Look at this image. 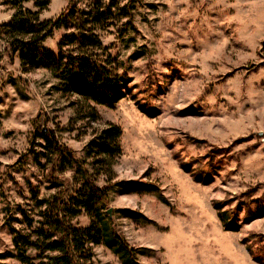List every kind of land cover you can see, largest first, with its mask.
<instances>
[{
  "label": "rangeland",
  "instance_id": "1",
  "mask_svg": "<svg viewBox=\"0 0 264 264\" xmlns=\"http://www.w3.org/2000/svg\"><path fill=\"white\" fill-rule=\"evenodd\" d=\"M96 1L108 0L78 6ZM67 5L51 0L40 19L55 20ZM16 11L0 0V264H25L14 255L9 212L35 210L30 186L40 197L57 189L30 152L35 134L53 129L94 173L86 147L107 123L121 127L122 153L111 179H92L106 188L109 225L140 263L264 264V0H141L136 31L119 33L125 17L96 29L97 56L128 76L114 105L61 90L48 69L26 71L1 31ZM74 29L56 30L44 45L56 50ZM54 175L80 179L76 168ZM92 252L91 264H125L103 243Z\"/></svg>",
  "mask_w": 264,
  "mask_h": 264
},
{
  "label": "trees",
  "instance_id": "2",
  "mask_svg": "<svg viewBox=\"0 0 264 264\" xmlns=\"http://www.w3.org/2000/svg\"><path fill=\"white\" fill-rule=\"evenodd\" d=\"M11 1L17 11L1 24V31L6 50L20 59L26 71L37 67L48 69L58 80L61 90L77 93L85 102L114 105L124 96L123 88L128 76L125 72L115 74L111 62L97 56L94 50L101 43L94 31L115 25L120 17L126 18L123 28H119L120 34L128 27L136 31L134 10L141 0H126L123 4L119 0H108L105 4L96 1L90 8L79 7L78 0H68L67 8L55 20L40 19L41 11L51 0ZM30 1L38 10L22 6V3ZM70 24L75 29L62 35L56 50L44 45L56 30L68 28ZM93 111L88 116L97 117ZM121 135L119 125L107 123L90 139L86 154L94 164L92 173L84 159L76 157L73 151L59 142L53 129L43 128L35 134L30 152L39 165L50 169V180L57 189L49 196L40 197L39 189L30 186L35 210L20 205L21 216L9 212L6 217L5 225L12 234L16 250L14 255L21 262L91 264L92 245L103 243L118 253L125 264H144L136 259L135 248L109 225L106 188L92 179V174L113 177L116 159L122 153ZM36 137L43 142H36ZM193 141L201 142L199 139ZM35 145L42 149L33 148ZM43 157L45 163L42 162ZM73 168L80 174L76 183L72 180L65 183L54 175H62ZM83 213L91 217L90 224L85 226L75 222V218ZM219 215L227 225L225 212ZM29 249L35 254H28ZM45 256L47 260H41Z\"/></svg>",
  "mask_w": 264,
  "mask_h": 264
},
{
  "label": "water",
  "instance_id": "3",
  "mask_svg": "<svg viewBox=\"0 0 264 264\" xmlns=\"http://www.w3.org/2000/svg\"><path fill=\"white\" fill-rule=\"evenodd\" d=\"M109 212L111 213V210L109 209Z\"/></svg>",
  "mask_w": 264,
  "mask_h": 264
}]
</instances>
